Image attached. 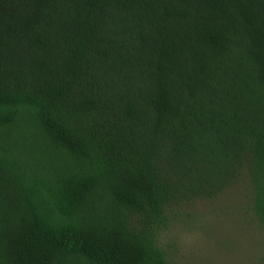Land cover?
I'll list each match as a JSON object with an SVG mask.
<instances>
[{"label":"trees","instance_id":"trees-1","mask_svg":"<svg viewBox=\"0 0 264 264\" xmlns=\"http://www.w3.org/2000/svg\"><path fill=\"white\" fill-rule=\"evenodd\" d=\"M242 178L264 229V0H0V264H170Z\"/></svg>","mask_w":264,"mask_h":264},{"label":"rangeland","instance_id":"rangeland-1","mask_svg":"<svg viewBox=\"0 0 264 264\" xmlns=\"http://www.w3.org/2000/svg\"><path fill=\"white\" fill-rule=\"evenodd\" d=\"M170 264H264V229L247 178L199 199L160 235Z\"/></svg>","mask_w":264,"mask_h":264}]
</instances>
